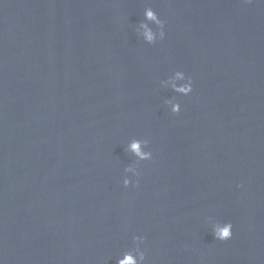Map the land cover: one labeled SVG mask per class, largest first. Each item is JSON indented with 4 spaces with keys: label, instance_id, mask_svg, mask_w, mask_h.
Listing matches in <instances>:
<instances>
[{
    "label": "water",
    "instance_id": "1",
    "mask_svg": "<svg viewBox=\"0 0 264 264\" xmlns=\"http://www.w3.org/2000/svg\"><path fill=\"white\" fill-rule=\"evenodd\" d=\"M135 236L146 264H264V0H0V264Z\"/></svg>",
    "mask_w": 264,
    "mask_h": 264
},
{
    "label": "clouds",
    "instance_id": "2",
    "mask_svg": "<svg viewBox=\"0 0 264 264\" xmlns=\"http://www.w3.org/2000/svg\"><path fill=\"white\" fill-rule=\"evenodd\" d=\"M245 2L250 3L251 0H245ZM146 17L154 21L157 26H158V33L156 35H153L152 32L150 31H145L144 37L146 41L150 45H154L157 43L158 40L162 41L165 39V24L164 22L158 18L157 14H155L153 11L149 10L146 12ZM184 79V77L181 76L180 73H176L175 77L164 82L167 84H171L173 87V90L178 92V93H183L185 96H189L192 91V80L190 77H187V84L183 87H177L176 86V81ZM171 112L174 115H178L181 112L180 106L173 105L171 107ZM142 143L140 141H133L129 149L132 151L137 157H139L141 160L145 161H151L152 160V153L148 152H142ZM141 174L137 175V179L135 181H130L129 179L125 178L123 180V187L124 188H129L130 186L133 187H138L139 186V177ZM214 239L220 242H226L232 239L233 236V225L231 223L225 225L224 227L217 228L214 233H213ZM134 242L136 244V255H133L131 252H125L123 253V258H117L116 264H146V253L145 251L141 248V245L145 243V239L142 236H135L134 237Z\"/></svg>",
    "mask_w": 264,
    "mask_h": 264
}]
</instances>
